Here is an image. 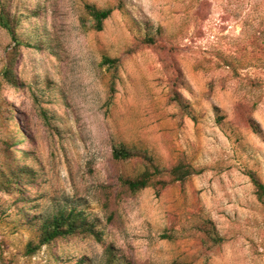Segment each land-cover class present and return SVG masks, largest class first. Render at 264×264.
<instances>
[{"label": "rangeland", "instance_id": "obj_1", "mask_svg": "<svg viewBox=\"0 0 264 264\" xmlns=\"http://www.w3.org/2000/svg\"><path fill=\"white\" fill-rule=\"evenodd\" d=\"M88 5L114 7L101 30ZM148 37L166 49L129 52ZM12 58L18 82L0 90V264H264L253 181L264 183V0H0V77ZM173 63L188 112L171 101ZM116 144L197 172L120 196V176L144 166L115 160ZM10 147L32 170L22 192L34 202L8 188ZM26 205L36 222L83 213L95 233L29 253L38 232ZM207 219L225 239L216 251Z\"/></svg>", "mask_w": 264, "mask_h": 264}, {"label": "trees", "instance_id": "obj_2", "mask_svg": "<svg viewBox=\"0 0 264 264\" xmlns=\"http://www.w3.org/2000/svg\"><path fill=\"white\" fill-rule=\"evenodd\" d=\"M88 10L95 20V28L101 30L103 28L104 21L112 14L114 7L97 8L95 5H88ZM4 24L8 30L15 36L14 21L10 16L6 14L4 16ZM167 42L157 37H148L137 41V43L130 49V53L137 52L145 48H154L157 51L166 49ZM120 58H111L105 56L103 63L110 64V66H119ZM14 58L11 59L4 70L2 71V77H0V90L4 81L10 84H17V76L13 68ZM171 74V101L176 103L182 110L188 112V105L180 93L178 87L183 84V75L179 68L178 63H173L171 67L168 66ZM9 158L7 160V184L11 189V193L14 196V200L25 201L26 203L34 202L32 193L27 196L24 195L22 190H27V185L32 183L33 173L27 166L22 164V156L17 154L12 147L8 149ZM113 158L117 161H128L132 159H139L143 163L144 169L136 176L121 175L119 179L118 194L120 196L136 195L143 189L149 186H155L158 189H163L170 183L184 182L191 175L195 174L197 170L195 167L184 160H179L169 167L160 165L155 157L147 150L128 147L124 144H116L113 148ZM24 159V158H23ZM18 160V162H16ZM253 181L256 184L259 192V197L263 200L264 196V183L256 176L253 175ZM21 187L22 189H20ZM34 188V186H33ZM32 192H34L32 190ZM34 208V206H33ZM26 205L23 207V216L26 221L31 225L36 226L38 235L36 240H30L27 244L29 253H35L36 250L41 249L45 245H54L64 239L67 240L71 236L91 235L95 233L94 224L90 223L83 213L71 212L66 214L62 212L58 215L48 217L41 221H33L29 212L33 209ZM112 216V215H111ZM110 216V217H111ZM208 226L204 230L205 236L209 242V247L212 251L218 250L223 242L224 237L221 236L216 230L215 224L212 220L207 219L205 221ZM67 247H71L67 245ZM118 257L114 258V264L117 263ZM120 260V259H119Z\"/></svg>", "mask_w": 264, "mask_h": 264}]
</instances>
